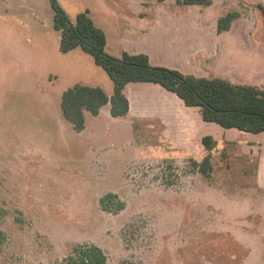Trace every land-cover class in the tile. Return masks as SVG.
<instances>
[{
	"label": "rangeland",
	"instance_id": "obj_1",
	"mask_svg": "<svg viewBox=\"0 0 264 264\" xmlns=\"http://www.w3.org/2000/svg\"><path fill=\"white\" fill-rule=\"evenodd\" d=\"M103 1L58 0L72 20L89 9L106 25L112 51L122 15L141 24L155 15L146 6L185 8ZM211 4L199 7L210 20L203 42L214 40L213 19L239 16L205 70L264 88V0ZM60 41L51 0H0V264H59L79 243L100 246L106 264H264V147L223 140L206 177L158 118L88 112L77 131L63 115V91L82 83L112 93L114 83L93 55L63 52ZM110 192L107 210L101 199Z\"/></svg>",
	"mask_w": 264,
	"mask_h": 264
},
{
	"label": "trees",
	"instance_id": "obj_2",
	"mask_svg": "<svg viewBox=\"0 0 264 264\" xmlns=\"http://www.w3.org/2000/svg\"><path fill=\"white\" fill-rule=\"evenodd\" d=\"M178 4L210 5L212 0H176ZM53 21L61 33L60 50L68 52L81 47L93 55L96 64L103 67L114 83L109 95L102 87L76 83L62 93L61 108L64 117L77 131L86 125L85 111L98 115L101 108L110 103L112 116H125L130 110V101L124 92L129 82L149 81L161 84L174 92L186 105L199 107L205 121L216 122L226 128H237L251 133L264 131V88L256 85L233 83L221 77L197 76L178 69L151 63L146 53L132 54L123 51L120 56L107 51V35L89 15L80 11L73 21L58 0H51ZM264 13V7L259 4ZM238 11L228 12L218 20V32L230 29ZM205 153L200 159L192 158L193 169L210 177L213 164V150L218 141L212 135L202 138ZM110 192L101 201L107 210L113 206ZM107 255L93 243L76 244L59 264H106Z\"/></svg>",
	"mask_w": 264,
	"mask_h": 264
},
{
	"label": "crops",
	"instance_id": "obj_3",
	"mask_svg": "<svg viewBox=\"0 0 264 264\" xmlns=\"http://www.w3.org/2000/svg\"><path fill=\"white\" fill-rule=\"evenodd\" d=\"M99 1L104 3L103 0ZM179 5H184L185 8L177 7L171 10L163 4L146 6V8H150L149 11L153 10L155 15L149 20L146 19V16H143L142 18L146 21L141 24L135 21L136 17L134 15L126 14L128 17L125 14L122 15L123 19L121 18V20L124 21L119 22L118 20L111 27L115 36L112 39L116 51L108 49L110 36L106 25L98 24L92 12L89 9L87 10L95 23L106 32V49L109 53L117 56H120L123 51L132 54L146 53L153 64L168 66L197 76L215 77L206 70L222 56L219 37L225 31L218 32V20L213 19L214 28L212 33L214 35L212 38L214 40H212L213 42L211 40L203 42L199 35L205 31L209 33L211 29H209L210 20L201 16L199 8L201 5ZM210 6L212 4L206 6V8ZM115 17L118 19L117 16ZM127 18H134L135 20L131 21ZM205 68L207 69L205 70ZM224 79H227V77ZM124 92L130 101V110L125 116L119 117L160 119L163 126V136L166 139L177 141L182 149L189 151L194 157H198L197 159H200L206 151L202 143V138L205 135H212L218 141L216 148L225 139L230 143H239L242 149H246L248 146L264 147V138L260 137L264 131L251 133L237 128H226L213 121H205L198 112L199 107L186 105L179 96L159 83L149 81L129 82ZM112 93L108 94L111 95ZM110 108V103H107L101 108L100 113L95 116H99L104 111L109 112L112 116ZM88 112L85 111L86 121ZM85 129L86 125L83 130ZM216 148L213 155H215ZM262 157L263 154H261V159ZM257 181L259 187L264 188L262 166Z\"/></svg>",
	"mask_w": 264,
	"mask_h": 264
}]
</instances>
